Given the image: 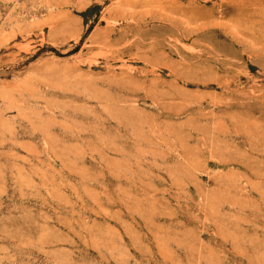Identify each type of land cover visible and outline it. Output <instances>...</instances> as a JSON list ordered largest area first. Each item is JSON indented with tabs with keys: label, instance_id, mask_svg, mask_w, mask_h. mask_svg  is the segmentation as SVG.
Returning <instances> with one entry per match:
<instances>
[{
	"label": "rangeland",
	"instance_id": "rangeland-1",
	"mask_svg": "<svg viewBox=\"0 0 264 264\" xmlns=\"http://www.w3.org/2000/svg\"><path fill=\"white\" fill-rule=\"evenodd\" d=\"M0 264H264V0H0Z\"/></svg>",
	"mask_w": 264,
	"mask_h": 264
}]
</instances>
